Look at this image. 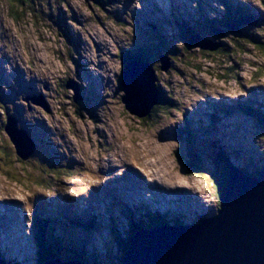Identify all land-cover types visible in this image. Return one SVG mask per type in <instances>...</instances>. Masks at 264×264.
I'll return each instance as SVG.
<instances>
[{"label": "rangeland", "instance_id": "obj_1", "mask_svg": "<svg viewBox=\"0 0 264 264\" xmlns=\"http://www.w3.org/2000/svg\"><path fill=\"white\" fill-rule=\"evenodd\" d=\"M263 1L105 0L98 5L95 0H35L20 5L0 0V213L8 216L0 215V259L38 264L31 246L34 207L41 219H55L54 235L71 237L61 224V205L86 195L79 181L93 187L97 215L91 232L84 231L86 252L95 250L91 259L98 264H121L114 231L122 238L131 232L124 205L139 197V203L147 201L168 219L185 217L189 225L198 212L211 215L218 208L209 171L218 149L238 154L228 158L233 168L244 166L243 159L264 168V120L237 112L221 115L215 106L218 101L243 103L247 92L264 106V57L251 42L264 41V19L253 18L264 17ZM224 2L243 5L251 14L235 21L246 35L226 30L209 36L204 28L198 32L207 38L203 42L222 44L223 50H202L197 38L185 50L177 23L222 17ZM161 41L168 43L166 48ZM138 47L149 50L157 86L175 105L151 122L129 113L121 101L118 54ZM161 52L169 57L167 71ZM13 119L39 146L26 161L17 158L6 131ZM183 130L190 133L187 143L193 152L177 134ZM189 152L202 154L200 172H188ZM124 164L138 166L130 165L126 175L144 176L149 191L139 184H131L139 188L136 192L121 183L116 189L110 182L115 175L104 177ZM74 237L81 235L77 231Z\"/></svg>", "mask_w": 264, "mask_h": 264}, {"label": "water", "instance_id": "obj_2", "mask_svg": "<svg viewBox=\"0 0 264 264\" xmlns=\"http://www.w3.org/2000/svg\"><path fill=\"white\" fill-rule=\"evenodd\" d=\"M238 25L233 22L226 27L234 33L238 32ZM193 38L200 40L202 50L211 52L219 47L204 43L207 39L198 35L189 37V47L195 44ZM159 59L162 70L167 71L169 57L159 55ZM120 84L125 109L139 119L145 118L160 97L155 70L148 62L129 63L121 70ZM71 87L75 93L73 101H76L78 89ZM9 125L6 131L15 155L26 161L34 153L35 145L26 132L17 129L15 120L10 131ZM236 168L228 167L215 214L188 226L138 229L129 238L122 264H264V170L249 176ZM43 264L81 263L50 259Z\"/></svg>", "mask_w": 264, "mask_h": 264}, {"label": "trees", "instance_id": "obj_3", "mask_svg": "<svg viewBox=\"0 0 264 264\" xmlns=\"http://www.w3.org/2000/svg\"><path fill=\"white\" fill-rule=\"evenodd\" d=\"M13 2H20V5L22 4H30L32 1L35 0H12ZM105 0H95L96 4L101 5ZM264 4V1H263ZM42 5V4H41ZM245 6L243 5H237V6H231L229 4H226L224 2V13L222 17H215V15H212L210 18H199L196 19L193 23H186L185 25L183 23H177V29L179 30V36L180 40L183 42V47L185 50H189V47L187 45L188 39L191 35H196L198 32L200 33L201 30L206 28L207 30L206 35L211 36V34L214 35H222L221 33L228 30L225 25L226 23H230L235 21L237 18L251 15L247 13ZM254 19L259 21H263L264 17L262 15H255L253 16ZM196 24V27L194 25ZM238 32H234V34H238V36H244L245 30L243 28L237 27ZM198 33V34H199ZM201 35V34H200ZM255 42V47H257L259 51L262 52V55L264 57V41L257 40L256 38L253 39ZM160 45L163 46V48H166L168 43L165 42H158ZM234 42H232L233 44ZM171 44V43H170ZM233 46V45H232ZM234 47V46H233ZM219 51H222V44L218 47ZM238 48V47H235ZM234 48V49H235ZM128 51L120 52L118 54V58L121 64V68L124 67L127 63L135 60V61H148L149 60V50L143 49L142 47L135 48L134 51L127 49ZM176 50V49H175ZM227 54H230V52L226 51ZM164 53V52H161ZM165 54V53H164ZM152 68L156 72V68H154L153 65H151ZM160 90V88H159ZM80 97H82L80 95ZM171 96L168 94H163L160 91V97L158 99L157 104L150 110L149 114L145 118H141L142 121H153L155 117L161 113L163 110H167L170 108H173L175 105L171 101ZM235 105L231 106H225L223 107V114L228 112L236 111L237 113H241L246 117H251L255 119L261 120V118L264 120V106H259L254 101H244L241 103L240 101L234 103ZM160 108H163L162 110ZM260 109V111H259ZM184 132V133H183ZM183 132H178L177 134L181 136L184 139L182 143L188 144L187 141L188 136L191 138L190 133H188L186 130ZM186 138H185V136ZM31 136V133H30ZM195 139V138H192ZM189 146V147H188ZM187 150H190V144H188ZM215 146V145H214ZM38 151V149L36 150ZM35 151V152H36ZM193 152V151H192ZM228 152H230L228 150ZM189 155L193 158V161L187 162L186 166H188V172L190 171H196L200 172V163L202 164L203 158L202 154H192L189 152ZM214 157L210 160L213 162L212 170L209 169L211 181L213 182V186L215 188V196L217 198V202L219 204V194L222 191V188L224 186L225 182V174H227V164H229V157H236L238 154L236 152H233L232 154H228L225 148L218 149L217 153H214ZM244 166H240L239 170H241L244 174L249 176H255L261 173V171L264 170L263 167L257 168L255 164H252V162H249L247 160H244ZM220 163L225 165L226 167H220ZM223 168V170H221ZM213 177H212V175ZM87 185V184H86ZM89 188V185H87ZM66 204V205H65ZM217 204V205H218ZM62 206V216L64 218L63 223L66 224L65 226L67 229L64 231L65 234L71 235L73 237L72 242L71 237H61L60 235H54L53 231L55 230V223L54 220L50 216H47L45 219H41L38 217V215L34 214L33 216V222H34V239L35 243L37 244L40 259H38L39 264H42V261L44 262L47 259H60L62 261H79L81 264H98L95 260L91 259L92 256H94L93 253H96L95 250H91V254L86 253L87 244H88V233H90L93 229L94 223H96V216L93 213L92 206L88 205L86 209L80 210V213H77V211L74 210V206H71L70 203H63ZM133 211V212H132ZM132 211H128L126 209V212L129 217V227L131 228V232H129V235L127 237L122 238L120 234L116 231L115 233V247L120 249V263L122 264V258L124 256L125 250L128 247L129 244V238L136 232L138 229L141 228H153V227H160V226H166V225H174V226H182L184 222L182 221L184 217L174 216L172 218H167L166 215H162L157 211H152L149 209V206L140 204L139 206H136L133 208ZM77 216V217H76ZM182 218V220H181ZM201 217H199L197 221H200ZM61 223V224H63ZM79 231L81 237H74V234ZM87 231L86 238H83L85 232ZM70 238V240H69ZM78 249H77V248ZM82 248V250H81ZM105 258V257H104ZM81 260V261H80ZM92 260V261H91ZM107 261L105 260L104 263ZM108 263H110L108 261ZM0 264H7L5 262H1Z\"/></svg>", "mask_w": 264, "mask_h": 264}, {"label": "bare ground", "instance_id": "obj_4", "mask_svg": "<svg viewBox=\"0 0 264 264\" xmlns=\"http://www.w3.org/2000/svg\"><path fill=\"white\" fill-rule=\"evenodd\" d=\"M133 62H135V60H133ZM9 125V124H8ZM9 131H10V125H9ZM221 147V146H220ZM230 166H231V164H229ZM232 167V166H231ZM237 166H235V168H236ZM236 169H238L239 170V168L237 167ZM240 172H242L241 170H239ZM261 173H263V172H261ZM261 173H259V174H261ZM142 185H140V187H141ZM187 197V196H186ZM89 203V202H88ZM12 208H14V207H12ZM77 217V216H76ZM6 226H8V225H6ZM2 230V229H1ZM0 230V231H1ZM3 230H6V228H3ZM19 233V232H18ZM3 234V233H2ZM4 234H6V233H4ZM17 235V234H16ZM81 250H82V248H81ZM87 253V252H86ZM81 261V260H80Z\"/></svg>", "mask_w": 264, "mask_h": 264}, {"label": "flooded vegetation", "instance_id": "obj_5", "mask_svg": "<svg viewBox=\"0 0 264 264\" xmlns=\"http://www.w3.org/2000/svg\"><path fill=\"white\" fill-rule=\"evenodd\" d=\"M23 126H24V125H23ZM24 127H25V126H24ZM24 127H23V128H24Z\"/></svg>", "mask_w": 264, "mask_h": 264}]
</instances>
